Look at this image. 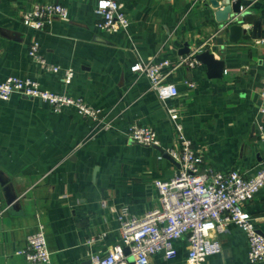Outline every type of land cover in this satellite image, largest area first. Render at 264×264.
I'll list each match as a JSON object with an SVG mask.
<instances>
[{"label": "crops", "instance_id": "crops-1", "mask_svg": "<svg viewBox=\"0 0 264 264\" xmlns=\"http://www.w3.org/2000/svg\"><path fill=\"white\" fill-rule=\"evenodd\" d=\"M117 1L130 23L108 32L98 26L96 0H0V80H36L98 110L91 120L16 92L0 99V173L16 195L8 204L0 183V264H31L16 250L40 227L49 264H89L92 254L104 255L120 240L119 215L142 216L159 207L154 180L173 178L179 167L164 155L178 148L169 107L177 109L205 164L249 176L263 163L264 0H241L246 33L236 42L215 18V3L221 9L227 0ZM50 2L62 4L67 17L52 18L42 30L21 22L35 3ZM33 40L60 66L58 73L42 70L28 55ZM205 49L224 61L222 76L209 77L200 62L177 66L165 78L178 87L173 98H158L145 74L131 69L164 58L175 63ZM65 69L73 72L69 82ZM132 123L151 126L164 153L130 140ZM243 209L264 236V186ZM216 237L222 250L206 264H264L248 261L246 235L235 224ZM175 246L174 258L153 254L148 264H185V238Z\"/></svg>", "mask_w": 264, "mask_h": 264}, {"label": "built area", "instance_id": "built-area-1", "mask_svg": "<svg viewBox=\"0 0 264 264\" xmlns=\"http://www.w3.org/2000/svg\"><path fill=\"white\" fill-rule=\"evenodd\" d=\"M94 12L99 18L98 26L105 31L117 32L129 26V18L117 0H96ZM54 17H67V10L62 4L35 3L23 12L21 22L28 28L42 30ZM27 52L42 70L60 71V66L42 56L37 40L30 42ZM197 64L199 61L192 52L179 56L175 63L164 58L147 64L136 63L131 69L143 72L157 97L165 100L178 94L177 85L165 79L171 70L181 65L194 67ZM72 74L71 69L63 70L64 81L69 82ZM262 88L264 94V82ZM15 92L36 98L55 112L69 107L91 120L98 114V110L82 98L44 89L36 80L17 76L0 80L1 100H9ZM167 112L176 131L178 148H170L166 152L178 162L177 174L168 180H154L161 201L159 207L142 216H118L120 240L106 254H92L89 264H128L129 258L133 259L134 264H148L153 254L172 259L177 255L175 242L181 238H185L187 243L185 264H206L209 256L221 252V242L216 235L225 232L229 224H235L244 231L248 261H263L264 236L258 232L253 217L243 209V204L264 186V160L249 176L237 169L216 170L203 162L201 154L185 136L177 109L169 107ZM126 136L141 145L158 143L155 130L148 125L132 123ZM262 140L264 142V136ZM16 254L31 264H49L50 252L44 229L40 227L27 234L24 245L16 250Z\"/></svg>", "mask_w": 264, "mask_h": 264}, {"label": "water", "instance_id": "water-1", "mask_svg": "<svg viewBox=\"0 0 264 264\" xmlns=\"http://www.w3.org/2000/svg\"><path fill=\"white\" fill-rule=\"evenodd\" d=\"M215 7V18L219 22V30L226 29L229 42L238 41L241 36L246 33V30L242 27V17L244 16V12L240 8L241 0H227L221 9L217 8L215 3ZM257 24L258 23H255L253 26V36L255 35L254 31ZM221 41L222 40L219 39V42ZM183 52L186 53L188 50L184 49ZM195 58L206 66L207 75L209 77L222 76L224 72V61L216 59L210 50L205 49L195 53ZM155 147L164 153L162 148L157 145H155ZM164 155L167 156L168 153L165 152ZM0 183L3 185V191L6 196L7 203L12 205L16 195L12 192L11 185L3 173H0Z\"/></svg>", "mask_w": 264, "mask_h": 264}]
</instances>
